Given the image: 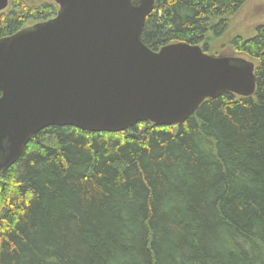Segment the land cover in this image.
Masks as SVG:
<instances>
[{"label":"trees","instance_id":"obj_1","mask_svg":"<svg viewBox=\"0 0 264 264\" xmlns=\"http://www.w3.org/2000/svg\"><path fill=\"white\" fill-rule=\"evenodd\" d=\"M244 1L154 0L141 41L199 46ZM56 13L11 0L0 39ZM232 44L257 62L249 98L204 101L173 127L33 136L0 172V264H264V26Z\"/></svg>","mask_w":264,"mask_h":264},{"label":"water","instance_id":"obj_2","mask_svg":"<svg viewBox=\"0 0 264 264\" xmlns=\"http://www.w3.org/2000/svg\"><path fill=\"white\" fill-rule=\"evenodd\" d=\"M56 16L0 39V172L50 127L98 134L173 127L207 100L253 96L255 66L141 41L154 0H43ZM8 0H0V14Z\"/></svg>","mask_w":264,"mask_h":264},{"label":"rangeland","instance_id":"obj_3","mask_svg":"<svg viewBox=\"0 0 264 264\" xmlns=\"http://www.w3.org/2000/svg\"><path fill=\"white\" fill-rule=\"evenodd\" d=\"M27 6H40L45 3L43 0H20ZM11 10V0H8V8L2 12ZM211 24H215L212 22ZM34 23L26 24L25 28L31 27ZM264 26V0H245L238 10L228 19L227 27L222 33L215 37L212 33H207L203 37L202 44L207 46L206 54L212 56H222L229 58H239L251 62L254 66L257 62L243 53L237 52L232 44L235 39L246 41L256 35V29Z\"/></svg>","mask_w":264,"mask_h":264}]
</instances>
